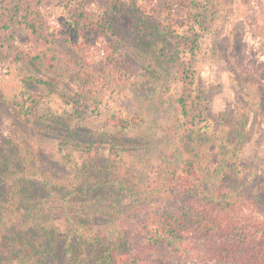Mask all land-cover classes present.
Masks as SVG:
<instances>
[{"label":"rangeland","instance_id":"obj_1","mask_svg":"<svg viewBox=\"0 0 264 264\" xmlns=\"http://www.w3.org/2000/svg\"><path fill=\"white\" fill-rule=\"evenodd\" d=\"M257 1L40 0L41 27L30 33L20 27L19 7L0 0V156L30 145L36 179L42 171L58 175L67 131L51 125L62 117L99 164L109 159L114 172L127 169L145 193L176 164L210 170L200 178L216 201L244 205V215L263 221L264 195L256 192L264 189V53L251 26ZM102 130L108 134L100 139ZM232 190L239 196L228 199ZM131 201L139 203L131 197L124 206ZM137 212L127 215L138 219ZM108 223L100 215L93 221ZM205 254L198 264L207 263Z\"/></svg>","mask_w":264,"mask_h":264},{"label":"trees","instance_id":"obj_2","mask_svg":"<svg viewBox=\"0 0 264 264\" xmlns=\"http://www.w3.org/2000/svg\"><path fill=\"white\" fill-rule=\"evenodd\" d=\"M6 2L19 7L22 30H40V0ZM257 3L251 26L264 53V0ZM252 6L254 1L248 3ZM52 121L51 128L67 131L59 148L64 167H58V175L42 171L36 179L30 145V154L11 149L0 156V264H198L204 253L209 256L204 264H264V217L258 221L244 215V205L216 201V191L200 178L208 180L210 170L179 171L176 164L145 193L127 169L114 172L109 159L99 164L101 157L86 149L78 128H67L66 118ZM115 129L119 148L117 138L123 134L120 126ZM103 133L108 130L97 137ZM114 153L110 156L116 158ZM234 192L226 193L228 199L239 196ZM259 192L264 195V189ZM131 197L139 203L125 207ZM137 210L143 215L130 219L127 214ZM98 215L107 219L108 227L93 225Z\"/></svg>","mask_w":264,"mask_h":264}]
</instances>
